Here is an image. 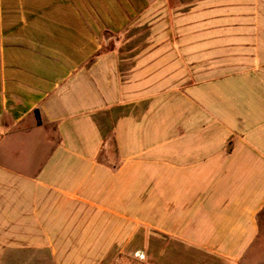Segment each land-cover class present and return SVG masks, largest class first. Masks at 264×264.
<instances>
[{
  "label": "crops",
  "instance_id": "obj_1",
  "mask_svg": "<svg viewBox=\"0 0 264 264\" xmlns=\"http://www.w3.org/2000/svg\"><path fill=\"white\" fill-rule=\"evenodd\" d=\"M0 264H264V0H0Z\"/></svg>",
  "mask_w": 264,
  "mask_h": 264
}]
</instances>
